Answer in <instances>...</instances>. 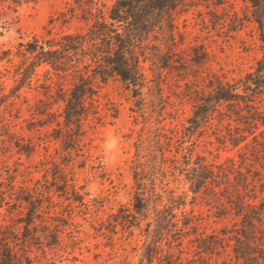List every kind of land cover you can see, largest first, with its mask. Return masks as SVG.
<instances>
[{"label": "rangeland", "instance_id": "1", "mask_svg": "<svg viewBox=\"0 0 264 264\" xmlns=\"http://www.w3.org/2000/svg\"><path fill=\"white\" fill-rule=\"evenodd\" d=\"M114 1L24 0L5 6L0 16V228L22 235L27 203L18 198L31 195L41 200L38 235L48 233L49 240L53 231L59 240L45 247L32 244L31 257L45 261V250L48 264H223L233 257L230 237L240 219L201 197L195 200L186 168L198 157L215 170L259 166L242 160L252 141L247 131L246 141L236 145L229 140L230 132L244 127L235 116L215 112L195 129L190 119L195 90L210 92L215 79L236 82L263 56L249 0L179 5L174 39L166 29L146 42L140 96L117 78L102 84L83 123L84 134L73 146L65 133L64 102L55 99L59 77L48 66L37 68L20 96L12 93L18 83L15 70L24 61L17 55L20 44L38 41L43 49L51 36L86 29L92 13L107 12ZM63 86L69 90L70 83ZM257 104L264 111V94ZM254 181L263 196L260 181ZM154 187L162 195L159 201ZM136 193L148 198L145 215L135 210ZM171 195L183 197L182 210L195 217L179 240L169 222L157 233L159 210L171 205ZM175 212L174 223L182 227V212Z\"/></svg>", "mask_w": 264, "mask_h": 264}, {"label": "trees", "instance_id": "2", "mask_svg": "<svg viewBox=\"0 0 264 264\" xmlns=\"http://www.w3.org/2000/svg\"><path fill=\"white\" fill-rule=\"evenodd\" d=\"M24 0H0V16L6 5L21 4ZM188 0H115L109 10L98 9L92 23L84 30L51 36L45 41V48L40 49L38 41L20 44L17 55L23 57L15 74L18 77L12 93L20 96V89L31 85L32 77L38 67L48 66L59 77V92L55 99L64 102L63 117L65 133L71 146L84 134L83 123L95 108L96 97L102 84L117 78L130 89L134 96H140L141 87L146 79L144 62L146 60V42L156 32L167 29V37L174 39L175 11L179 5L187 4ZM253 6V15L260 29V38L264 47V0H249ZM11 52L6 53L10 55ZM4 57L0 56V60ZM70 83L69 90L64 82ZM210 92L195 90L196 103L194 115L190 119L192 128H198L208 122L215 112L220 117L235 116L236 121L244 127H236L229 133V140L236 145L246 141L248 135L252 141L247 142V151L242 154V160H253V165L246 171L241 169L215 170L198 157L187 170L190 190L197 197L203 198L208 204L218 208L222 214H233L240 220L235 222L233 234V257L226 259L223 264H264V195L260 197L255 179L260 181L261 193L264 194V111L257 104V99L264 94V52L257 61L254 71L247 73L236 82H223L218 79L210 80ZM54 96H52L53 98ZM223 108H227L223 112ZM5 127V126H4ZM60 131H64L60 128ZM247 131L248 135L244 133ZM186 157V156H185ZM191 156L186 159L189 165ZM251 164V163H250ZM235 174L231 178V174ZM253 178V179H251ZM142 186V178L137 179ZM224 185V188L217 189ZM155 201L162 195L152 190ZM18 200L24 204L26 212L24 231L20 236L15 231L8 233L0 228V264H48L46 251L43 260L37 256L31 257L32 244L39 247L56 244L57 235L50 231L38 235L35 221L42 218L41 200L31 195H20ZM171 205H164L162 216L156 219L159 226L157 233L162 234L166 222L175 226L177 239L187 233V227H193L195 217L188 215L182 208L186 205L183 197L169 198ZM135 210L137 213H147L148 198L143 194L135 195ZM158 210V208H155ZM181 210L182 227L174 223L177 212ZM145 215V214H142ZM170 216V218H168ZM48 230V229H47ZM22 240L17 242L16 240ZM43 239L47 241L44 244ZM52 240L53 242L50 243ZM18 246V247H17ZM37 261V263H36ZM174 261H172V264Z\"/></svg>", "mask_w": 264, "mask_h": 264}, {"label": "water", "instance_id": "3", "mask_svg": "<svg viewBox=\"0 0 264 264\" xmlns=\"http://www.w3.org/2000/svg\"><path fill=\"white\" fill-rule=\"evenodd\" d=\"M40 47L42 48L43 46L41 45Z\"/></svg>", "mask_w": 264, "mask_h": 264}]
</instances>
